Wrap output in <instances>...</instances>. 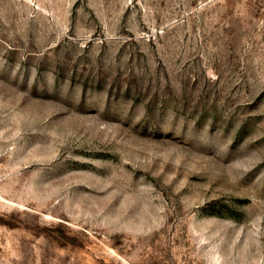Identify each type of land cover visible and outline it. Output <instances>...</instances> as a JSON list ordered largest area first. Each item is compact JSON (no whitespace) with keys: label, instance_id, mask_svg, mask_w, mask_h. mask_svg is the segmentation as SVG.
<instances>
[{"label":"rangeland","instance_id":"obj_1","mask_svg":"<svg viewBox=\"0 0 264 264\" xmlns=\"http://www.w3.org/2000/svg\"><path fill=\"white\" fill-rule=\"evenodd\" d=\"M0 264H264V0H0Z\"/></svg>","mask_w":264,"mask_h":264}]
</instances>
